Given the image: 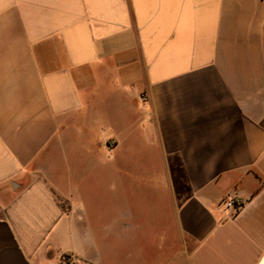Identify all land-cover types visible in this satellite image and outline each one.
Segmentation results:
<instances>
[{"label": "crops", "instance_id": "crops-1", "mask_svg": "<svg viewBox=\"0 0 264 264\" xmlns=\"http://www.w3.org/2000/svg\"><path fill=\"white\" fill-rule=\"evenodd\" d=\"M136 228L264 264V0H0V264H134Z\"/></svg>", "mask_w": 264, "mask_h": 264}, {"label": "rangeland", "instance_id": "rangeland-1", "mask_svg": "<svg viewBox=\"0 0 264 264\" xmlns=\"http://www.w3.org/2000/svg\"><path fill=\"white\" fill-rule=\"evenodd\" d=\"M137 169L142 170V166H135L136 174L138 173L137 174L138 177L141 172L140 170ZM134 184L135 186L133 187L131 182H128V180H123L120 186L121 188H125L129 191V195L128 197H126L125 204L126 203H129V205L133 204L136 210L135 212L139 213V209L140 208L142 209L143 205L145 204L147 205V203L149 205H152L154 204L155 201L150 196H148L146 192H144V189L142 187L138 186L139 185L138 182H134ZM156 216L157 214L155 213L149 214V217H153V220L155 219ZM145 231L147 230L140 228H136L135 230L136 233H135L134 264H148L149 260H151L149 264H162V262L158 261V258H156L155 260L154 257L158 255L159 250L162 249L163 245H160L158 243L149 245L147 242L148 240L144 239L143 237V234L146 233ZM120 260H123V256H120Z\"/></svg>", "mask_w": 264, "mask_h": 264}, {"label": "built area", "instance_id": "built-area-1", "mask_svg": "<svg viewBox=\"0 0 264 264\" xmlns=\"http://www.w3.org/2000/svg\"><path fill=\"white\" fill-rule=\"evenodd\" d=\"M223 203L228 210L237 215L244 206L245 201L237 195H229L223 200Z\"/></svg>", "mask_w": 264, "mask_h": 264}]
</instances>
